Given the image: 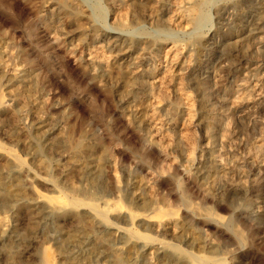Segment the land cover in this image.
<instances>
[{"label":"rangeland","instance_id":"obj_1","mask_svg":"<svg viewBox=\"0 0 264 264\" xmlns=\"http://www.w3.org/2000/svg\"><path fill=\"white\" fill-rule=\"evenodd\" d=\"M0 95V264H264V0H0Z\"/></svg>","mask_w":264,"mask_h":264},{"label":"bare ground","instance_id":"obj_2","mask_svg":"<svg viewBox=\"0 0 264 264\" xmlns=\"http://www.w3.org/2000/svg\"><path fill=\"white\" fill-rule=\"evenodd\" d=\"M128 70H129V69H128ZM133 72H134V71H133ZM136 72H137V71H135L134 73H136ZM126 74H128V73H126ZM131 74H133V73L131 72ZM127 77H128V76H127ZM128 78H129V77H128ZM134 79H135V78H134ZM132 80H133V79H132ZM128 81H129V80H128ZM125 82H126V80H125ZM126 83H127V82H126ZM128 83H129V82H128ZM128 83H127V84H128ZM128 88H130V87H128ZM128 88H127V89H128ZM0 97H1V95H0ZM1 99H2V98H1ZM1 99H0V101H1ZM134 110H135V109H134ZM134 113L137 114L136 111H135ZM183 132H184V131H183ZM0 152H1V151H0ZM89 154H90V153H89ZM89 157H90V156H89ZM15 159H16V158H15ZM16 161H17V160H16ZM17 162H18V161H17ZM87 163H88V162H87ZM85 164H86V161H85ZM94 164H95V162H94ZM89 165H90V163H89ZM89 165H88V166H89ZM92 165H93V164H92ZM89 167H90V166H89ZM100 167H101V166H100ZM91 171H93V169H91ZM98 172H99V170H98ZM89 173H90V172H89ZM89 175H90V178H89V179L92 180V182H91V183H92V186H91V187H96V188H97V187H100V182H99V180H98V177H97V176L94 177L93 172H92V174L90 173ZM89 175H88V176H89ZM92 175H93V176H92ZM99 179H101V178H99ZM57 188H58V187H57ZM58 189H59V188H58ZM61 193H62V192H61ZM63 194H65V193H63ZM59 195H60V194H59ZM67 195H69V194H67ZM40 196H41V195H39V197H40ZM57 196H58V195H57ZM62 196H63V195H62ZM69 196L71 197L72 195H69ZM67 197H68V196H67ZM79 197H80V196H79ZM89 197H90V195H89ZM36 198H37V197H36ZM65 198H66V195H65ZM73 198H75V197L73 196ZM85 198H86V197H85ZM85 198H84V199H85ZM92 198H93V197H92ZM68 199H69V198H67V200H68ZM75 199H76V198H75ZM86 199H88V198H86ZM86 199H85V200H86ZM89 199H90V198H89ZM34 200H36V199H34ZM37 200H38V199H37ZM69 200H72V198L69 199ZM69 200H68V201H69ZM78 200H79V199H78ZM68 201H67V202H68ZM82 201H83V200H82ZM69 202L72 203L73 201H69ZM83 202H84V201H83ZM106 202H107V201H106ZM53 203H54V202H53ZM77 203H78V201H77ZM102 203H103V202H102ZM40 204H41V203H40ZM48 204H49V203H48ZM48 204H46V205H48ZM54 205H55V203H54ZM72 205H73V206H72ZM72 205H71V206H72L73 208H79V207H77L78 204H76V203H75V205H77L76 207H74V206H75L74 203H73ZM85 205H86V204H85ZM105 205H106V204H105ZM120 205H121V204H120ZM56 206H57V205H56ZM56 206H55V207H56ZM69 206H70V205H69ZM82 206H83V205H82ZM82 206H81V207H82ZM108 206H109V205H108ZM110 206H111V205H110ZM91 207H92V206H91ZM111 207H112V206H111ZM114 207H115V205H114ZM59 208H60V207H59ZM89 208H90V207H89ZM107 208H108V207H107ZM50 209H52V207H51ZM55 209H56V208H55ZM101 209H102V208H101ZM56 210H58V206H57V209H56ZM93 210H95V208H93L92 211H93ZM98 211H100V209H99ZM111 211H112V210H111ZM125 211H126V210H124V212H125ZM127 211H128V210H127ZM101 212H103V211H101ZM109 213H110V212H109ZM118 213H119V212H118ZM120 213H121V212H120ZM159 213H160V212H159ZM121 214H123V213H121ZM124 214H125V213H124ZM126 214H127V213H126ZM145 214H146V213H145ZM145 214H144V216H145ZM148 214H149V213H148ZM148 214H146V215H148ZM159 215H160V214H159ZM164 215H165V214H164ZM106 216H107V215H106ZM127 216H128V214H127ZM132 216H133V214H132ZM138 216H140V215H138ZM141 216H142V215H141ZM150 216H151V215H150ZM156 216H157V214H156ZM156 216L154 215V216H152V217H156ZM83 217H84V215H83ZM133 217H134V216H133ZM126 218H127V217H126ZM128 218H129V217H128ZM139 218H140V217H139ZM139 218H137V219H139ZM143 218H144V217H143ZM147 218H148V217H146V219H147ZM137 219H136V220H137ZM140 219H141V218H140ZM148 219H150V217H149ZM151 219H152V218H151ZM160 219H161V218H160ZM83 220H84V219H83ZM136 220H135V221H136ZM154 220H157V219L155 218ZM161 220H162V219H161ZM129 221H131V219H130ZM132 221H133V220H132ZM158 221H159V219H158ZM158 221H157V222H158ZM83 222H84V221H83ZM155 222H156V221H155ZM164 222H165V220H164ZM164 222H163V223H164ZM131 223H132V222H131ZM153 223H154V222H153ZM162 225H163V224H162ZM116 228H117V230H118V228H121V229L123 230L122 227H116ZM4 229H5V228H4ZM121 229H120V230H121ZM1 230H2V229H1ZM114 230H115V229H114ZM125 231H126V230H125ZM125 231H124V232H125ZM128 231H130V230H128ZM134 231H135V230H134ZM134 231H133V232H134ZM130 232H132V231H130ZM134 233H135V232H134ZM134 233H132V234L134 235ZM135 234H136V233H135ZM138 234H139V233H138ZM136 238H137V237H136ZM136 238H135V239H136ZM147 242H148V241H147ZM154 243H155V242H154ZM157 243H158V242H157ZM160 243H161V242H159V244H160ZM162 244H163V243H162ZM153 247H155V245H154ZM161 247H162V246H161ZM155 248H156V247H155ZM163 249H164V248H163ZM33 250H34V249H33Z\"/></svg>","mask_w":264,"mask_h":264}]
</instances>
